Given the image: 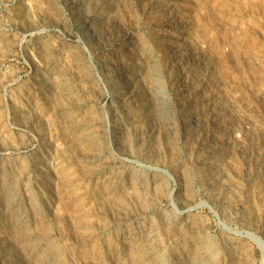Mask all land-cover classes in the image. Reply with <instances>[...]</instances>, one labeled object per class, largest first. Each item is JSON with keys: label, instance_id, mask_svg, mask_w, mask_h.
I'll use <instances>...</instances> for the list:
<instances>
[{"label": "rangeland", "instance_id": "1", "mask_svg": "<svg viewBox=\"0 0 264 264\" xmlns=\"http://www.w3.org/2000/svg\"><path fill=\"white\" fill-rule=\"evenodd\" d=\"M263 110L264 0H0V264H264Z\"/></svg>", "mask_w": 264, "mask_h": 264}, {"label": "bare ground", "instance_id": "2", "mask_svg": "<svg viewBox=\"0 0 264 264\" xmlns=\"http://www.w3.org/2000/svg\"><path fill=\"white\" fill-rule=\"evenodd\" d=\"M163 1H164V0H163ZM160 3H161V2H160ZM261 6H262V5H261ZM166 15H167V14H166ZM174 15H175V14H174ZM163 16H164V15H163ZM178 17H179V16H178ZM162 18H163V17H162ZM162 18H161V19H162ZM168 18H169V17H168ZM172 18H173V17H172ZM172 18H171V19H172ZM177 19H178V18H177ZM179 20H180V19H179ZM170 22H171V21H170ZM180 23H181V21H180ZM186 23H187V22H186ZM172 24H173V23H172ZM175 24H176V23H175ZM181 24H182V23H181ZM181 24H180V25H181ZM178 25H179V24H178ZM178 25H177V26H178ZM182 27H183V26H182ZM186 37H187V36H186ZM190 42H191V41H190ZM201 47H202V46H201ZM202 49H203V47H202ZM203 50H204V49H203ZM204 52H205V51H204ZM152 70H155V68H152L151 71H152ZM122 71H123V70H122ZM122 71H121V72H122ZM130 73H131V72H130ZM130 73H129L128 75H131ZM117 74H118V73H117ZM150 76L152 77V74H151ZM155 76H156V75H155ZM119 78H120V77H119ZM154 78H155V77H154ZM195 78H196V77H195ZM128 79H129V78H128ZM117 80H118V79H117ZM121 80H122V79H121ZM152 80H153V79H152ZM154 80H155V79H154ZM127 81H128V80H127ZM127 81H126V82H127ZM118 82H119V80H118ZM131 82H132V81H131ZM137 82H138V81H137ZM155 82H157V81H155ZM150 83H151V82H150ZM129 84H130V83H129ZM132 84H133V83H132ZM153 84H154V83H153ZM155 84H156V83H155ZM126 85H127V84H126ZM136 85H137V84H136ZM136 85H135V86H136ZM138 85H140V84H138ZM147 85H148V83H147ZM147 85H145V86H147ZM125 87H126V86H125ZM143 87H144V85H143ZM135 88H137V87H135ZM138 88H139V87H138ZM217 89H218V88H217ZM138 90H139V89H138ZM133 91H134V90H133ZM219 91H220V90H219ZM144 92H145V91H144ZM146 92H147V94L149 93V95H148L149 98H148V99H150V103L153 104V106L155 107L156 112L159 113V114L163 113V112H164V108H165V103H166V102H165V100H164V97H165V96L163 97L164 94L162 93V91H161V89L159 88V86H157V85H155V86L150 85V86L147 88ZM220 92H221V91H220ZM91 93H92V92H91ZM137 93H138V92H137ZM212 93H213V92H212ZM131 94H132V92H131ZM141 94H142V93H141ZM211 95H212V94H211ZM124 96H125V95H124ZM222 96H223V95H222ZM213 97H214V96H213ZM219 97H220V96H219ZM214 98H215V97H214ZM216 98H217V97H216ZM224 98H226V97H224ZM124 99H125V98H124ZM124 99H123V100H124ZM126 99H127V98H126ZM131 99H132V98H131ZM131 99H130V100H131ZM139 99H141V97H140ZM120 100H121V99H120ZM225 100H226V99H225ZM225 100H224V101H225ZM224 101H223V103H224ZM126 102H127V101H126ZM215 102H216V101H215ZM121 103H122V102H121ZM129 103H130V102H129ZM146 103H147V102H146ZM220 103H221V102H220ZM220 103H219V105H220ZM221 104H222V103H221ZM123 105H125V104H123ZM145 106H146V105H145ZM147 106H148V105H147ZM220 106H221V105H220ZM121 107H122V106H121ZM128 107H129V105H128ZM139 107H140V106H139ZM263 111H264V110H263ZM129 112H130V111H129ZM129 112H126V113L128 114ZM126 116H127V115H126ZM186 116H187V115H186ZM190 116H191V115H190ZM201 116H202V115H201ZM160 119H161V118H160ZM186 119H187V118H186ZM204 119H205V118H204ZM204 119H203V121H204ZM246 119H248V118H246ZM249 120H250V119H249ZM197 121H198V120H197ZM51 122H52V121H51ZM200 122H201V120H200ZM191 123H193V122H191ZM187 124H188V123H187ZM205 124H206V123H205ZM193 126H194V124H193ZM219 126H220V125H219ZM191 127H192V126H191ZM191 127H190V128H191ZM195 127H196V126H195ZM188 128H189V127H188ZM219 129H220V128H219ZM190 130H191V129H190ZM221 130H222V129H221ZM195 131H196V130H195ZM229 131H230V130H229ZM232 131H233V130H232ZM117 132H118V130H115V131H114V133H117ZM126 132L128 133L129 131H126ZM127 133H126V134H127ZM187 133H188V132H187ZM213 133H214V132H213ZM216 133H217V132H216ZM220 133H222V132H220ZM226 133H227V132H226ZM223 134H224V133H222L221 135H223ZM232 134H233V133H232ZM227 135H228V134H227ZM227 135H226V136H223V137H227ZM245 135H246V134H245ZM116 136H117V135H116ZM199 136H200V135H199ZM218 136H219V135H218ZM241 136H242V135H241ZM167 137H168V136H167ZM231 137H232V136H231ZM237 137H238V136H237ZM192 138H193V137H192ZM215 139H216V138H215ZM234 139H236V138H234ZM246 140H247V139H246ZM260 140H261V138H260ZM197 141H198V140H197ZM205 141H208V140H205ZM220 141H221V140H220ZM220 141H219V142H220ZM226 141H227V140H226ZM230 141H231V140H230ZM232 141H233V140H232ZM191 142H192V140L190 141V143H191ZM194 142H195V141H194ZM234 142H235V141H234ZM260 142H261V141H260ZM262 142H264V141H262ZM262 142H261V143H262ZM190 143H189V145H190ZM192 143H193V142H192ZM196 143H197V142H196ZM200 143H201V141H200ZM200 143H198L197 145H199ZM226 143H227V142H226ZM231 143H232V142H231ZM170 144H171V143H170ZM217 144H218V143H217ZM223 144H224V142H223ZM227 144H228V143H227ZM197 145H196V146H197ZM218 145H219V144H218ZM230 145H231V144H230ZM234 145H235V143H234ZM204 146H207V145H204V144L199 145V149L201 150V148H204ZM215 146H216V145H215ZM192 147H193V146H192ZM224 147H225V146H224ZM230 147H232V146H230ZM239 147H240V146H239ZM194 148H195V147H194ZM194 148H193V149H194ZM232 148H233V147H232ZM258 149H259V147H258ZM235 150H236V149H235ZM197 151H198V150H197ZM197 151H196V152H197ZM232 151H233V150H232ZM247 151H250V150H247ZM251 151H252V150H251ZM251 151H250V152H251ZM258 151H259V150H258ZM260 151H261V150H260ZM204 152H205V151H204ZM224 152H225V151H224ZM235 152H236V151H235ZM206 154H207V153H206ZM229 154L231 155L232 153H229ZM229 154H228V155H229ZM244 154H245V153H244ZM260 154H261V153H260ZM260 154H258V155H260ZM196 155H197V154H196ZM199 155H200V154H199ZM237 155H238V154H237ZM254 155H255V154H254ZM263 155H264V154H263ZM203 156H204V154H203ZM209 156H210V155H209ZM235 156H236V155H235ZM242 156H243V155H242ZM245 156H246V155H245ZM245 156H244V157H245ZM247 156H248V155H247ZM233 157H234V156H233ZM244 157H243V158H244ZM234 158H235V157H234ZM250 158H251V156H250ZM245 159H246V158H245ZM252 159H253V158H252ZM195 161H196V160H195ZM202 161H203V160H202ZM205 161H206V160H205ZM262 161H263V160H262ZM251 162H252V161H251ZM195 163H196V162H195ZM242 163H243V162H242ZM262 163H263V162H262ZM244 164H245V163H244ZM244 164H243V165H244ZM257 164H258V163H257ZM223 165H224V164H223ZM259 165H260V164H259ZM261 165H262V164H261ZM200 166H202V165H200ZM245 166H246V165H245ZM246 167H248V166H246ZM255 167H256V166H255ZM211 168H212V166H211ZM260 170H261V169H260ZM260 170H259V171H260ZM207 171H208V170H207ZM255 171H256V170H255ZM252 172H253V171H252ZM244 173H245V172H244ZM261 173H262V171H261ZM179 174H180V173H179ZM179 174H178V175H179ZM242 174H243V173H242ZM204 175H205V174H204ZM209 175H211V174H209ZM209 175H208V176H209ZM262 175H263V174H262ZM206 176H207V174H206ZM256 176H257V175H256ZM263 176H264V175H263ZM179 177H180V176H179ZM181 177H182V175H181ZM211 177H212V176H211ZM203 178H204V177H203ZM181 179H182V178H181ZM184 179H185V178H184ZM211 179H212V178H211ZM236 179H237V178H236ZM245 179H246V177H245ZM260 179H261V178H260ZM263 179H264V178H263ZM238 180H239V179H238ZM250 180H251V179H250ZM250 180H249V181H250ZM261 180H262V179H261ZM215 181H216V179H215ZM251 181H252V180H251ZM251 181H250V182H251ZM183 182H185V181H183ZM246 182H248V181H246ZM260 182H261V181H260ZM218 184H219V183H218ZM242 184H243V183H242ZM249 184H250V183H249ZM214 185H215V184H214ZM212 186H213V185H212ZM243 186H245V184H244ZM218 187H220V186H218ZM209 188H210V187H209ZM248 188H249V187H248ZM255 188H256V187H255ZM255 188H254V191H255ZM257 188H259V187H257ZM249 189H251V188H249ZM252 189H253V188H252ZM234 190H235V188H234ZM236 190H237V189H236ZM242 190H243V189H242ZM129 191H130V190H129ZM239 191H240V190H239ZM252 191H253V190H252ZM248 192H250V191H248ZM261 192H262V191H261ZM261 192H260V193H261ZM243 193H244V192H243ZM256 194H257V193H256ZM244 195H245V194H244ZM249 195H250V194H249ZM249 195H248V196H249ZM235 196H236V195H235ZM237 197H238V196H237ZM105 198H106V197H105ZM242 198H243V197H242ZM242 198H241V199H242ZM261 198H262V197H261ZM248 199H249V198H248ZM251 199H252V197H251ZM238 200H239V199H238ZM242 200L244 201V198H243ZM249 200H250V199H249ZM249 200H248V201H249ZM251 201H252V200H251ZM257 203H258V202H257ZM237 204H238V203H237ZM249 204H251V203H249ZM259 204H260V203H259ZM259 204H258V205H259ZM252 205H253V204H252ZM245 206H246V205L243 206L244 209H246V207H247V206H246V207H245ZM236 207H237V206H236ZM241 207H242V206H241ZM243 207H242V208H243ZM263 207H264V206H263ZM244 209H242V210H244ZM133 210H134V209H133ZM244 211H246V210H244ZM257 211H258V210H257ZM262 211H263V210H262ZM118 212H119V211H118ZM254 212H255V211H254ZM256 213H257V212H256ZM261 213H262V212H261ZM257 215H258V214H257ZM255 217H258V216H255ZM259 217H260V216H259ZM261 217H262V216H261ZM262 218H263V217H262ZM254 219H255V218H254ZM258 219H259V218H258ZM259 220H260V219H259ZM263 220H264V219H263ZM259 223H260V221H259ZM263 228H264V227H263ZM21 234H22V237H23V239H24V242H27L28 240H30L31 237H30V234H29V233H24V232H23V233H21ZM148 237H149V236H148ZM153 241H154V240H153ZM199 241L202 242L201 240H199ZM245 243H246V242H245ZM232 247L235 249L234 252H236L237 254L239 253L240 255L242 254V252L244 251V248H245V247L243 248V245H241V244H233ZM197 248H198V247H197ZM201 250H203V249H201ZM204 250H205V249H204ZM195 251H197V250H195ZM195 251H194V252H195ZM205 252H206V251H205ZM245 252H246V251H245ZM196 253H197V252H196ZM196 253H194V254H196ZM198 253H199V251H198ZM206 253H207V252H206ZM204 255H205V253L202 252V256H198V255H197V257H198V258H200V257L203 258ZM209 255H210V254H209ZM136 256H137V255H136ZM193 256H194V255H193ZM194 258H195V257H194ZM198 258H197V259H198ZM201 258L197 260V262H196L197 264H205V260H206L207 258H206L205 260H204V258H203V259H201ZM132 259H133V260L135 259V255L133 256ZM156 259H157V258H156ZM191 259H192V258H191ZM194 260H195V259H194ZM134 261H136V259H135ZM193 262H194V261H193ZM194 263H195V262H194Z\"/></svg>", "mask_w": 264, "mask_h": 264}]
</instances>
